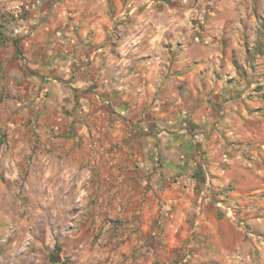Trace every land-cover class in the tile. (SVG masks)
<instances>
[{
	"label": "rangeland",
	"instance_id": "rangeland-1",
	"mask_svg": "<svg viewBox=\"0 0 264 264\" xmlns=\"http://www.w3.org/2000/svg\"><path fill=\"white\" fill-rule=\"evenodd\" d=\"M0 264H264V0H0Z\"/></svg>",
	"mask_w": 264,
	"mask_h": 264
},
{
	"label": "crops",
	"instance_id": "crops-1",
	"mask_svg": "<svg viewBox=\"0 0 264 264\" xmlns=\"http://www.w3.org/2000/svg\"><path fill=\"white\" fill-rule=\"evenodd\" d=\"M22 31L23 30H15V34H19V35H21L22 34ZM7 33H8V35H12V36H14L15 34H13V33H11L10 32V30H8L7 31ZM16 35V36H17ZM11 37V36H10ZM8 39V38H7ZM10 40H12L11 38H9ZM6 43H7V48H9V49H11L12 50V47H10L9 45H11V44H9V43H11V41H6ZM6 57H7V54H3V60L4 59H6ZM34 66H37L36 64H34ZM66 66H68V65H66ZM56 67V66H55ZM73 67H75V64H73L72 65V68ZM60 70H59V68H58V72H59ZM59 73H61V72H59ZM65 73V76H64V78L66 79L67 77H73V82L72 83H70V85H72V86H76V87H79V85H81L82 84V80H81V78L80 77H78V75H79V72H77V71H74L73 73H71V70H69V72H64ZM75 73V75H73ZM56 78H52L51 80H52V82L53 81H56V82H58L57 80H55ZM53 84V87L55 86L56 87V83L54 84V83H52ZM55 89V88H54ZM72 93V92H71ZM73 102V101H72ZM69 120L71 121V118L70 119H68L67 120V122L66 123H69ZM60 141H58V140H55V143H59ZM73 144V142L72 143H70L69 145H67V143H66V146H65V149H70V148H72L71 147V145ZM69 161L70 162H72V164L75 162V156L73 155V152L72 153H70V155H69ZM228 176H226V177H224V178H221L222 180H224V181H226V178H227ZM204 175H202V180L204 181ZM209 179H210V182H211V185H210V183H209V185H210V188H212V189H216V188H214L215 187V180H217V179H215V178H212L211 179V177H208ZM209 179H208V182H209ZM221 179H219V180H221ZM205 184V183H204ZM214 185V186H213ZM212 189H210V194H211V200L210 201H212V199H218L219 197H217L216 195H214L213 196V192H214V190H213V192H212ZM190 189L188 188V189H186V191H189ZM239 191H240V189H238V188H236V193H239ZM213 193V194H212ZM236 193H234V194H236ZM215 197V198H214ZM221 199H222V197H220ZM229 199V198H228ZM215 200V201H216ZM238 201H239V199H237ZM236 200V201H237ZM209 201V202H210ZM209 202H206L207 204L209 203ZM232 202H235L234 200L232 201ZM240 202V201H239ZM206 204V205H207ZM205 205V206H206ZM243 206V205H242ZM240 207V206H239ZM209 206L208 207H204L203 208V210H205L206 211V213L204 212V214L202 213L197 219H196V222L197 223H202L203 221H206V222H208V220H209V222H210V220L212 221L213 220V222H217V220H216V218L215 217H213L214 216V211H213V213H211V214H208V212H209ZM218 209H220V208H218ZM223 213H224V215H225V217L226 218H228L227 217V215L225 214V211L224 210H222V209H220ZM249 222L250 223H252V224H254L257 228H260V227H263L262 225H259V224H257L255 221H253V220H249Z\"/></svg>",
	"mask_w": 264,
	"mask_h": 264
},
{
	"label": "built area",
	"instance_id": "built-area-1",
	"mask_svg": "<svg viewBox=\"0 0 264 264\" xmlns=\"http://www.w3.org/2000/svg\"><path fill=\"white\" fill-rule=\"evenodd\" d=\"M208 187H209L208 186V180H206V182H205V190H207ZM203 197H204V192L202 191L200 193V195L198 196V200H197L198 204L202 203ZM217 205L225 211V213L227 214L228 217H230L231 219L239 222V224L241 225V227L244 226L243 220L237 218L235 208L231 204H221V203H218ZM244 230H245V234L248 237L261 239V236L260 235H257L255 233H253L248 228L245 227Z\"/></svg>",
	"mask_w": 264,
	"mask_h": 264
}]
</instances>
